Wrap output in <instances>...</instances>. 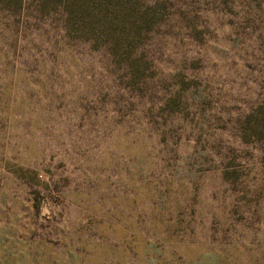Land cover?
I'll return each mask as SVG.
<instances>
[{
	"label": "rangeland",
	"instance_id": "obj_1",
	"mask_svg": "<svg viewBox=\"0 0 264 264\" xmlns=\"http://www.w3.org/2000/svg\"><path fill=\"white\" fill-rule=\"evenodd\" d=\"M32 15L0 11V264H264V0H167L139 81Z\"/></svg>",
	"mask_w": 264,
	"mask_h": 264
},
{
	"label": "trees",
	"instance_id": "obj_2",
	"mask_svg": "<svg viewBox=\"0 0 264 264\" xmlns=\"http://www.w3.org/2000/svg\"><path fill=\"white\" fill-rule=\"evenodd\" d=\"M0 0V11L22 13L32 19L61 18V36L70 42L94 50L103 47L110 61L130 73V79H141L146 60L137 53L141 32L150 31L167 0ZM143 4V5H142ZM144 60V61H143Z\"/></svg>",
	"mask_w": 264,
	"mask_h": 264
}]
</instances>
